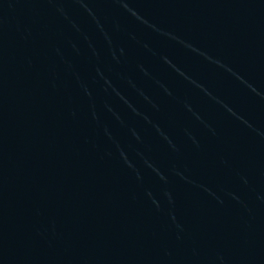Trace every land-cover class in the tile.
<instances>
[{
  "label": "water",
  "instance_id": "water-1",
  "mask_svg": "<svg viewBox=\"0 0 264 264\" xmlns=\"http://www.w3.org/2000/svg\"><path fill=\"white\" fill-rule=\"evenodd\" d=\"M0 264H264V0H0Z\"/></svg>",
  "mask_w": 264,
  "mask_h": 264
}]
</instances>
